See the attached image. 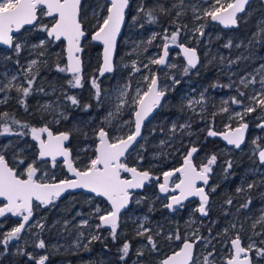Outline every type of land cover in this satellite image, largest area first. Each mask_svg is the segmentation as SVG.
Wrapping results in <instances>:
<instances>
[{
	"label": "flooded vegetation",
	"instance_id": "1",
	"mask_svg": "<svg viewBox=\"0 0 264 264\" xmlns=\"http://www.w3.org/2000/svg\"><path fill=\"white\" fill-rule=\"evenodd\" d=\"M85 1L86 0L81 1V9ZM194 1L198 0H182V2L181 0H174V4L172 5V10L174 11L172 15V23L166 24V9H164L165 15L163 23L156 24L153 22H149L147 11L149 10L150 4L148 5V3H146V0H129V6L125 12L126 20L124 28L117 44V52L114 59V70L116 62L119 59H122V61L129 58L132 59L130 55H126V52L130 47V45H126L125 43V39H128L130 42L140 41L139 44L135 45V52L133 54L136 61L134 63L135 67L139 68V71H135L134 67H122L118 70H113L109 74L101 76L98 73L101 62V46L97 43L92 42L91 40V35L97 30L98 23L94 18L90 19L86 17V21L82 19L83 27L86 31V36L83 38L81 43L83 51L80 56L82 61L83 86L79 88H72L68 83V81L72 79V74L68 72H59L57 70V67H54L51 72L47 74L51 75L55 83V87L52 90L53 93L50 94L47 99L48 101L55 104L56 107L58 103L60 104V106L57 107V109H51L50 118L46 114L47 109L44 110V107H41L43 104V100L45 99L43 98L45 94L41 91L38 92V88L36 87L32 90L35 91V93L31 92V94H29L30 100L28 101L26 98H24L25 104L22 105L24 114L27 112L25 108L31 110L30 105H33L35 106V110L38 112L39 118L41 117V115H45L44 119H41L39 123H28V125H30L31 127L39 128L47 126L54 135L62 132L69 133L70 138L65 142V147L70 148V158L72 159L74 166L77 168H83L80 167L79 164L83 163V161H86V158H76L77 163L74 162L73 158L74 156L80 157L83 154L90 155L95 153V149L98 145V139L95 135L96 130H98L100 127H105V130L109 131V134L111 136L113 128L120 127V125H122L124 121L134 120V107L129 106V104H125L121 111L116 114V117L112 121L111 127H109L105 123V119H103L102 117H105V115L107 114L106 112L110 110L111 103L110 101H108L109 98L107 100V97H105L104 99L101 98V101H103L102 105L97 106V101L94 98L95 89L91 87L89 83H85L86 85H84L85 81L83 73L84 65L87 60L86 51H89L92 54L95 51H98L99 63L97 65V73L101 77H98L99 80H102V83L100 84L101 88H103V90H106L111 84L114 83V81H116V86L119 89H121L124 85H128L129 89H131L130 95L127 96L129 102H131L135 97L137 89H139L141 93H143V91L147 89L148 80H146L145 77H148L150 79L152 74L155 73V75L158 77V87L161 90L166 89V95L162 98L160 106L154 109L151 115L144 121L141 129V136L132 145L125 157L122 158L123 162H126L129 167H137L138 170H149L153 176L159 177V180H153L150 183H146L143 189L133 190V195H144L145 199L143 203L138 204L137 211H149L151 213L154 212L155 216L153 218H161L164 216L166 220H183L192 213L198 219L203 218L202 215L198 211H196L200 204L198 197H190L188 200L184 201V206L182 208L173 211L167 209L164 206L169 201L166 194L161 193L158 187L160 183H163L162 173L172 171L176 168L181 167L184 162V156L191 147H169L168 149H166V158L162 157V159L156 160L148 157L147 159H145V161H143L142 166L140 167L134 163L135 159L132 155L134 153V150L140 147V143H142V139L145 135L148 136V140L151 142V146L149 147V149H147L148 153H154L156 150L161 149L160 145H158V141L161 139L167 138L169 136H173L176 138L178 137V135H180L181 137H186V128L181 129L180 126L182 125L186 117L188 115H191V111L188 110V107L185 105L186 97L184 95L185 92L190 89H193L194 91L187 92H190L191 95H198L199 100L201 99V94H203V96H208L206 98V102L208 104L207 108L205 107V112H203L202 114L193 115L191 125L192 132L191 135H188V137L195 139L191 145L192 147L195 146L199 149L197 153L193 154V163L196 164L197 167H199L202 163H206L207 158L212 154L217 155V162L213 166V172L211 173L209 185L205 187V191L209 193V203L215 201V204L217 205V203H220L225 198L233 199L231 198V196H233L232 194H234L236 186H239V183L241 182L239 179L244 178L243 176H247V178L254 182L253 184H256L258 192H261L262 189H264V164H261L258 160L259 149H257L256 144L250 142L251 139L256 140V138L259 137L260 139L257 141V143L260 145V148H264V129L257 127V124L261 122L256 119V117L260 115L259 109L257 110V112L251 113L250 115L245 117V121L248 123L249 127L246 132L245 142L244 144H242L240 149H236L232 145H227L218 137H209L207 135V131L209 128L219 133L228 131V128H226V125L228 124H231L232 128H235L237 126L238 122L236 121V119L229 120V115L234 112L235 108H238L236 105H233L231 103V98L233 96H237L238 90L245 92V96L247 97L254 94L261 88V85L259 83L261 74H258V71L260 70L261 65H264V33L261 32V29L264 28V4L261 0H250L249 4L245 7V11L237 14V26L222 27L221 23L219 22H210L209 17L200 20L195 19L193 21L191 20V16L189 14H177V7H180L179 5H177L178 2L182 4H191ZM232 1L233 0H231L228 4H230ZM164 2L166 4V0H164ZM105 3L108 9V3L106 1ZM225 7H221L219 9L222 10ZM141 8H143L144 11H141ZM107 9L104 11V17L107 16ZM84 11L86 12V10ZM157 13V11H154L153 15ZM82 16H85V13L83 14V11H81V17ZM49 20V18H44L43 23L46 24L49 22ZM201 24L204 25V36H199L198 34L194 33V29L199 27ZM177 25L187 26L186 28H184V31L179 38V42L185 43L188 47H195L199 56V63L197 64V67L194 69H190L187 75H185L183 72V68L186 66V61L182 56L181 49L174 45L169 47L167 64L160 66L150 63L152 59L158 58L161 55L162 46L164 43H166V41L163 39L165 30H167V33L170 34L175 30ZM187 28L188 30L186 32L185 29ZM151 32L154 33L153 36L155 35V39H153V36L152 39H149V34ZM229 42H231L232 46L226 47ZM51 49L61 50V58L59 61L63 63H59V66L65 67L67 65L64 58L65 42L61 41L55 44H51ZM207 60H209V62H207ZM173 63L175 67H169V65H173ZM145 65H147V67H145ZM148 69L151 75H149ZM253 76L256 78V83H248L247 87H244V85L240 83V80L242 78L251 80ZM173 77H175L176 80H179L180 83L175 84L173 81ZM214 85L217 86L214 87ZM228 85H231V87H228ZM89 89L93 90V98L95 101L94 111L91 114L89 113L88 109L82 111L81 118L78 119L81 120L82 123V128H78L77 130L80 133H74V135H72L67 127L72 126L74 122L73 113L75 111V108L82 106L83 108H85V105H90L88 102V99L90 98ZM36 91L38 92L37 94ZM12 94L7 101L11 100ZM67 96H75L79 101V106L72 105L71 102L66 98ZM83 97L85 99H83ZM7 101L2 103V105H4ZM210 101H212L211 105ZM223 101H228V103L224 104ZM201 104L202 103H200L199 105ZM222 107H228L229 112H221L220 110ZM40 108L41 111H38ZM62 112H65L66 114L62 115ZM214 113L215 116H213ZM86 114L88 115L86 116ZM84 115L87 117L86 121L82 120ZM172 123L176 125L175 132L171 130ZM13 127L14 129H16L15 125ZM130 128H134V124H130ZM126 129L127 127L124 128V132L128 131ZM24 131H27V129H24ZM10 137H12V135L3 136L1 139L6 140ZM14 139L25 140L28 139V137L27 135H25L22 138L18 137ZM29 143L30 147L29 149H26L25 152L32 155H28V159H30L31 157H34L36 159V157L38 156V142L34 140L30 141ZM85 143H93V149L89 150L85 147H82ZM15 146H17V144L9 149L8 153L10 151L13 152L15 150ZM241 152H243V154L246 153L250 155V157L247 156V160L244 159L242 160V163H239L238 161L241 159H239L238 154H241ZM18 154L19 156H21L20 153ZM229 160L232 162V168L225 172V162ZM48 161L50 160L48 159ZM56 162L62 163V160H56ZM155 162H157L158 165L152 167L147 166L151 163L155 164ZM241 164H243V166ZM240 165L242 166V172L237 177L236 186L233 188V190H231L229 188V183L233 179L232 176L234 171L241 168ZM250 167L253 169L258 168L259 171H257L256 169L255 173H252L253 175L248 174L247 171ZM65 175L66 176L63 179L67 178L66 172ZM122 177L130 178L129 173H122ZM178 177L179 173L171 177L169 184L170 188L175 182H178ZM246 182L242 183L241 188L242 186L247 184ZM201 185L202 182L201 184H198V186ZM213 186L216 187V191L209 192V188ZM257 191L256 194L258 193ZM85 194L86 193H82L81 196H85ZM177 194L178 192L169 193L168 195ZM236 195L237 198H234L232 200L233 202L231 205L225 203V210L223 211L224 216L221 215V219L223 223L224 220H227L229 217L233 222H236L237 225H239V223L240 226L243 225V233L239 234L241 237L242 245L246 247L249 243V238L251 237L255 240L257 236L254 235V233H257V226L255 229L252 228L253 222H251L249 214L253 208L258 207L259 203L264 202V198L263 200H258L259 198H257L256 196L255 199L257 200L255 202V205L250 210L249 206L247 208L240 207V205L246 203L249 200L246 199V196H248V188ZM61 197L56 200H60ZM97 198L99 197H94L95 200H98ZM132 198L126 209L120 214V219L122 215L125 216L127 213H129V211L131 212L133 206ZM150 200L152 201L150 202ZM148 201L151 204V210L147 208ZM36 205L38 206L39 204L33 203V209H35V212L37 209L35 208ZM52 205H39L44 207L40 211L43 212V210H48V208ZM82 207L84 208V203H82L80 199V205L78 208L83 209ZM218 210H220L219 207L210 206L208 208L207 217L216 214V211ZM9 215L10 216L6 218L5 216L0 217V222H4L5 229L12 226H17L20 222H22V219L14 218L11 214ZM77 216H79V214L75 216V219L77 218ZM171 224L172 222H170L168 225ZM238 232L239 231L237 229L231 234V237L228 241V247H230L228 252H224L223 249L218 250V247L215 248V264H224L225 261L231 257L232 247L230 245V241L231 239L235 238V235ZM207 233H203V227L201 226V230L194 238L205 237V234ZM261 236H257L256 239H261ZM138 237L139 238L133 239V245H135V243L139 244L141 240L146 238V236L144 238H142V236ZM194 238L185 239L190 240ZM185 239H181L179 241L178 247L166 249V253L163 255H160V250L156 251V256L160 255L157 259H149L150 262L148 259V261L143 260L142 264H160V261L164 257H166L171 252L179 249L181 243ZM202 242L203 240H200L196 245L193 261L195 258L196 249ZM218 246L222 247L220 241ZM46 248L48 249V247ZM20 251H31L33 256L37 258L40 255L46 253V255H48V260L45 262V264H129V262L132 260V255L129 256V259L120 260V253L117 255V257L112 255L113 260H106L105 257L109 253H107L104 249L98 251V256L95 258L92 253L88 251L87 247L78 248L77 251L70 250L64 252L59 250L52 253L46 252L45 249H37L36 247H33L32 249H30L29 247H7L6 251L4 247H0V253L3 252L4 254L0 255V264H35V260H30L27 255H21ZM152 253H154V251ZM251 255L253 258V264H255V253L253 252L251 253ZM260 259L264 261V258Z\"/></svg>",
	"mask_w": 264,
	"mask_h": 264
},
{
	"label": "snow or ice",
	"instance_id": "2",
	"mask_svg": "<svg viewBox=\"0 0 264 264\" xmlns=\"http://www.w3.org/2000/svg\"><path fill=\"white\" fill-rule=\"evenodd\" d=\"M182 2V0H181ZM249 4V0H234L233 3L228 4L226 13H222L221 9L205 10L204 16L209 17L212 21H219L227 26H237V14L245 11L246 5ZM129 6V0H110V7L107 9V16L102 18V21H98L97 30L92 35V39L99 41L103 44V67L100 70V75L103 76L105 72H112L113 66V54L116 46L117 36L120 33L121 26L125 20V10ZM144 11L143 8L140 9ZM155 9H149L147 15L149 22H155L156 17L153 15ZM161 11H164L161 8ZM179 15V13H178ZM44 18H50V24L43 23ZM196 19H203L201 16H197ZM28 26V27H26ZM187 26L177 25L175 30L170 34L165 30L163 39L166 43L162 46V55L158 58L152 59L150 63L157 65H165L168 63L167 58L169 56V47L174 45L180 48L183 52L186 66L183 68L185 75L188 74L190 69L197 67L199 63V56L195 47H188L185 43H180L179 38ZM204 25L194 29V33L199 36H204ZM42 31L46 34L44 39H41L38 44H32L33 49H44L45 45L55 44L57 42L66 41L67 51V65L60 67L57 64V70L59 72H68L72 74V79L68 81L72 88L82 87V61L79 53L83 51L81 47V40L85 36V30L83 27V20L81 17V0H0V44L7 45L19 55L22 49L27 45V42L21 40L19 36L14 34H21V30ZM264 33V28L261 29ZM155 39V35L153 36ZM229 42L226 47H231ZM46 51V50H45ZM45 51H40L38 55L44 56ZM10 59V57H9ZM44 64L47 61L43 62ZM135 71H139V68L133 65ZM147 67V65H145ZM169 67H175V65H169ZM35 69V71H33ZM39 74L38 61L32 60L25 70V78L28 87L23 85L15 86V90L21 94L24 98H27L32 92V86L36 83V76ZM258 74H261L259 81L261 88L254 94L245 96V92L237 91V96L231 98V103L236 105L239 110L229 115V120L236 119L237 126L232 128L231 124L226 125L228 131L218 133L211 128L208 129L207 135L209 137H216L221 135L223 140L228 145L234 146L236 149H240L241 145L245 142L246 131L249 127L245 121V117L251 113L260 110V115L256 117L261 121L257 124V127L264 129V65H261ZM16 77H12L15 80ZM148 80V86L143 93L139 89L136 91V95L131 102L128 101V85H125L123 89L118 90L117 100L119 103L115 106L114 112H109L105 117V123L111 127L112 119L116 117V114L121 111L125 104L134 107L133 115L134 120L124 121L120 127L112 129V135L109 131L105 130V127H100L95 131V135L98 139V145L95 149L94 158H91L83 168H77L74 166L71 157L70 148L65 147V142L69 140V133L62 132L53 134V132L47 127H31L26 123H22L20 120L15 119L14 116H10L9 113H0V136L14 135L17 137H23L25 135H31L32 139L38 142V156L36 159L31 160L25 165L24 158H16V164L10 166L9 161L5 158L0 150V197H3L7 203L0 207V217H4L6 214L18 216L22 218V222L18 226L12 228L7 233L3 234L0 239V244L4 245L5 251L9 242L13 240L21 239V233L30 230L29 226L26 229V225L30 218L33 216V201L39 202V205H52L60 195L68 190L74 189H86L96 196L106 198L110 203V210L106 213H102L99 205L96 206L95 212L100 214L98 219L100 221L95 227L97 230L103 227L110 229V235L113 242L117 240V229L119 226L120 213L129 204L133 190L143 189L146 183H150L153 180H159V177H155L149 170H138L137 167H129L126 162H123L125 155L129 149L136 142L137 138L141 136V129L144 121L151 115V113L160 106L162 98L166 95V89L161 90L158 87V77L153 73L151 78L145 77ZM175 84H179L180 81L173 77ZM240 83L247 87L248 83H256V78L253 76L251 80L242 78ZM91 84L95 89V99L98 106L102 105L101 90L96 79L91 80ZM217 85H214V87ZM12 88L11 81L6 86ZM231 87V85H228ZM4 87H0V91H4ZM38 91H44L43 88ZM203 97V94H201ZM239 97V98H237ZM72 105L79 106V101L75 96L66 97ZM2 102V101H0ZM22 105L25 104V100L19 101ZM202 100L188 102V107H192L193 104H200ZM227 104L228 101H223ZM45 109L50 107L44 106ZM85 110L91 107V105H85ZM25 110H27L25 108ZM203 111V109H201ZM221 112H229L228 107H222ZM215 116V113L213 114ZM66 118V117H64ZM134 124V128H130L127 132H124L125 126ZM16 126L14 129L13 126ZM181 129L190 127V125H181ZM27 129L28 131H24ZM176 131V125L173 124L171 129ZM191 135V133H187ZM260 138L257 137L252 143L256 144L258 151V160L261 164H264V149L260 148L257 141ZM163 143V142H162ZM198 148L191 147L184 156L183 165L172 171L164 172L163 183L158 185L159 191L166 194L168 203L164 206L176 211L184 206V201L190 197H198L200 204L196 209L202 216L208 215L209 193L205 191V187L209 185L211 173L213 172V166L217 162V155L212 154L207 158L206 163L200 164L197 167L193 163V154L198 152ZM23 152V150H21ZM57 157H63L64 162L67 164L68 170L75 177L74 179H64L59 182H45L41 177H46L47 173L42 172L41 168L37 167L40 162H49L47 158H50L51 165L56 166ZM143 157L138 159V163L141 162ZM225 172L232 168V162L226 161ZM19 165H25L22 170L18 172ZM122 173H130V178L122 177ZM179 173L178 182H175L170 188L171 177ZM198 186V184H201ZM254 187L253 184H248L247 188L250 190ZM216 187H210L209 192H215ZM245 191L244 188H237L236 192L241 193ZM178 195H168L169 193H176ZM139 203V200L136 201ZM232 199L226 201L227 204H232ZM251 200L240 205L241 208H247ZM38 205V206H39ZM239 211V209H238ZM147 219V218H145ZM86 225L87 220L83 221ZM258 224H264V216H261L259 220L252 224V228L255 229ZM43 229L42 224L34 225ZM231 228L235 229L236 224H231ZM241 229L243 225L240 226ZM152 230L145 227L143 224L137 231V236H146L147 245L152 250H156V242L153 236L149 233ZM228 228L223 230L224 234H227ZM211 232V229H209ZM83 236V233L80 234ZM159 235V233H157ZM195 235V233H193ZM254 235H264V231L254 233ZM169 236L168 239H172ZM175 239L180 240L179 234L175 235ZM214 239V237H213ZM101 240V236L93 234L89 243ZM200 240H204L205 244H210L211 240L205 237H197L195 241L189 242L187 239L183 241V247L179 252L174 253L172 256L163 260L161 264H190L193 259V249L195 244ZM232 245L231 258L226 261V264H253V258L251 253H255L257 264H259V258H264V247L257 246L256 242L249 238L247 246H242L240 234L237 233L235 238L230 241ZM260 244H264V240L260 241ZM37 249H46L45 240L39 238L37 234V242L35 243ZM87 247V246H86ZM131 249V244L125 241L119 248L121 253L120 260H125L128 257ZM21 255H27L30 260H35V264H45L48 260V255H40L38 258L33 256L32 253L20 251ZM142 251H137V256H142ZM215 249L208 252L204 257V264H215Z\"/></svg>",
	"mask_w": 264,
	"mask_h": 264
},
{
	"label": "rangeland",
	"instance_id": "3",
	"mask_svg": "<svg viewBox=\"0 0 264 264\" xmlns=\"http://www.w3.org/2000/svg\"><path fill=\"white\" fill-rule=\"evenodd\" d=\"M230 1L231 0H198V1H194L191 4L189 3L182 4L178 2L177 5H179L180 7H177L178 9L177 14L178 13L179 15L189 14L191 16V20L193 21L196 19L197 16H201L203 17V19H205L206 18L204 16L205 10L219 9L221 7H225ZM106 9H107V5L105 3V0H86L81 9V11H83V14L85 13V16H82V19L86 21V17L90 19L94 18L96 19L98 23L99 20H102V18H104V11ZM84 10H86V12ZM46 24H50V20ZM187 30L188 28L185 29L186 32ZM153 34H154L153 32L149 34V39L150 38L152 39ZM15 35L19 36L21 40L26 41L28 46L24 47L22 51L19 53V55H17V53L13 50V48L9 50L0 48V87L5 88L4 91H0V101H2L0 102V104L7 101L10 98V95L13 93V91H16L15 86L23 85L24 87H28L26 78H25V70L28 68L30 62L35 59L38 61L39 74L36 76L35 78L36 83L34 84L35 86L33 85L34 87L32 86V88L36 87L38 89L40 88L44 89V91H41V92L44 93L46 96L44 95L43 97L45 99L43 100V104L41 107H44L45 105L50 106L47 108V113H46L50 118L51 109L52 108L57 109V107H59L60 104L58 103L56 107L55 104L48 101L47 99V97L53 93L52 90L55 87L54 79H52L51 75H47L49 73L47 69H50L52 67L56 68L57 64L63 63L59 61L61 58V50L59 49L52 50L51 45H45L44 49H41V48L33 49L31 47L32 44H38L41 39H44L46 37V34L42 31H37V30L24 31L23 30L22 35L21 34H15ZM125 41H126L125 42L126 45H130L129 50L126 52V55L127 56L130 55L132 59L129 58L123 61L122 59H119L116 62L115 70H118L122 67H127V68L133 67L134 63L136 62L133 54L135 52V45L139 44L140 41L130 42L128 39H125ZM40 51H45V55L44 56L38 55ZM209 60H207V62H209ZM44 61H47V63L44 64L43 63ZM33 71H35V69ZM148 72H149V69H148ZM149 75H151L150 72H149ZM14 76L16 77V79L12 80V77ZM92 79H93L92 76H89L87 81L90 80V83H91ZM9 81H11L13 85L12 88L6 87L9 84ZM84 81H86V78L84 79ZM124 86L121 89H123ZM99 87L101 90V98L104 99L105 97H107V100L109 98L108 101H110L111 103L110 110L106 112L107 113L105 115L106 117L110 111L111 112L115 111V106L118 104V100H117L118 90L120 89L117 88L116 81H114V83L111 84L107 88L108 90L106 89L107 92L106 90H103V88H101L100 84H99ZM130 90L131 89L128 88V95H130ZM37 91H36V94L39 92ZM187 91L192 92L194 90L190 89ZM187 91L185 92L184 95L186 97L185 105L188 107V102L190 100L197 101L199 100V97L198 95H191V93ZM32 93H35V91H32ZM207 97L208 96H203V97L200 96L201 98L200 100H202L201 105L193 104L191 108L188 107V110L191 111V115H188L186 119L184 120V122L182 123V125H190V127H185L186 137H181L180 135H178V137L176 138L173 136H169L167 138L161 139L158 141V145H160L161 149L156 150L154 153L152 152L148 153L147 149H149V147L151 146V142L148 140V136L145 135L142 139V143H140V147L134 150V153L132 152L133 153L132 155L135 159L134 163L140 167L142 166L143 161H145V159H147L148 157L156 159V160H160L162 159V157L166 158V149H168L169 147H175V148L176 147L177 148L178 147L179 148L180 147L181 148L192 147L191 144L194 142L195 139L189 138L187 133L192 132L191 125H192L193 115L202 114L203 112H205L204 111L205 107L207 108V104H208L206 102ZM11 98H13V94ZM211 103L212 101H210V105ZM201 109H203V111ZM44 110H46L45 107H44ZM238 110L239 108H235L234 112ZM38 111H41V108ZM65 114H66L65 112H62V115H65ZM105 117L103 116L102 118L105 119ZM125 127H127L126 130H129L130 124ZM171 127H173V123L171 124ZM27 137L28 139L19 140V139H14L18 137L12 135V137L6 140H0V150H2V154L5 155V158L9 161V164H11V166H14L16 164V158L19 155L18 153L21 154L19 158L25 159V165L29 163L31 160L35 159L34 157H31L30 159H28V155H32V154H28L25 152V150L29 149L30 147L29 142L34 141L30 134L27 135ZM252 141L253 139L250 140L251 143ZM16 144L17 146H15V150L13 152L10 151L8 153L9 149H11ZM82 147H85L86 149L91 150L93 149L94 145L93 143H85ZM21 150H23V152H21ZM94 154H90V155L83 154L80 157L74 156L73 160L75 163H77L76 158L77 159L86 158V161H83V163L79 164L80 167H83L85 164L88 163V161L91 158H94ZM247 156L250 157V155L246 153L243 154V152H241V154H238L239 159H241L238 162L242 163L243 162L242 160L244 159L247 160L246 158ZM140 157H143V159L141 162L138 163V159ZM25 165H22V166L19 165L17 169L18 172L22 170ZM155 165H158L157 162H155V164L154 163L148 164L147 166L152 167ZM37 167L41 168L42 172L47 173L46 177H41V179H43L44 181L60 180L66 176L61 162H56L55 167L51 165L50 161L47 163L40 162L37 164ZM256 169L257 171H259L258 168L253 169L250 167L247 172L248 174L253 175L252 173H255ZM243 177L244 178L239 179L241 182L239 183V186H236L234 190V194H232L233 196H231V198L233 199L237 198L236 194L238 193L236 192V189L241 188V185L243 182H246L247 180H249L246 182L247 184L242 186V188L244 189L247 188L248 184L254 183L249 178H247V176H243ZM253 185L254 187L252 188V191L256 192L257 186L256 184H253ZM248 194H249V191H248ZM256 196L257 198H259L258 200H263L264 189H262L261 192L259 191L256 194ZM79 199H81L82 203H84V208H85V210L83 208L84 211L81 208L68 210L67 209L68 203L65 205H61L60 203H54L52 206L48 208V213L49 212L51 213L50 220H47L48 213L46 212V210H43V212L40 211L44 207L36 205L35 206V208H37L36 212H35V209H33V216L30 218L28 225H26V229H28L29 226H32L30 227V230L22 232L21 239L13 240L9 242V245L7 247H29L30 249H32L33 247H35V243L37 242V234H39L40 232L45 233L46 235V238H47L46 247H48V249L46 248L45 251L48 253H52L54 251H59V250L64 251V252H67L70 250L77 251L78 248L86 247V245L88 244L93 234H97V235L102 234L103 237L105 236L110 237L112 240V237L110 235V229L108 227H103V228H100L99 230H97L95 227L97 224L100 223L98 219V216L100 214L95 212L96 206L99 205V207L102 210V213H106L107 211L110 210L109 205L102 198H97L98 200H95L92 195H88V194H85V196H80ZM66 200H69V198H66ZM137 200H139V203L136 202ZM227 200L228 199L225 198L220 203H217V205L215 204V201L210 202L208 204V208L210 206H213V207H219L220 210L216 211L217 213L212 216H209V217L202 216L205 219L203 218L198 219L192 213L183 220H168V219L166 220L164 216L161 218H152L151 212L149 211H144V212L137 211L138 204L143 203L145 199H144V195H140V196L133 195L132 210L131 212L129 211V213H127L125 216L123 215L121 216V219L119 221V226L117 229V240L115 242H113L112 240V242L114 243V246L118 248H120L125 241L130 242L131 249H130L128 257H126L125 259H129V256L132 255V260L129 262V264H142L143 260L148 261L149 259L150 260L157 259L160 255L165 254L166 249L168 248L171 249V248L178 247L179 241L181 239L194 238L198 234V232L201 230V226L203 227L206 221L207 223H209L208 227L213 229L212 232H208L207 234H205V238L210 239L211 243L206 245L205 241L203 240V242L198 245L196 249L195 258L192 263V264H204V257L205 255H207L208 252L213 250V246H214V249L218 247V250L223 249L224 252H228L230 249V247H228L229 246L228 241H229V238L231 237V234L237 229L239 231L238 233H243V229H241L240 223L239 225H237V223L233 222L232 219H230L229 217L227 220H224L223 223L222 222L219 223L216 218L217 215L224 216L223 211L225 210L224 206ZM151 201L152 200H150V202ZM150 202L149 201L147 202V208L149 210L152 209ZM4 205L5 203L0 201V207ZM44 211L47 213V215ZM251 212L249 216L251 218V222L254 223L255 221L259 220L261 216H264V202L259 203L258 207L253 208ZM78 214L79 216H77V218L75 219V216ZM8 216L10 215L6 214L5 218ZM12 217L17 218V219L18 218L22 219L21 217H18V216L12 215ZM45 217L46 219H44ZM85 220L88 221L86 225L83 223V221ZM170 222H172V224L168 225ZM0 223H1L0 224L1 226L0 239H2L3 234L7 233L12 228L16 227V226H12L10 228L5 229L4 222H0ZM37 223L42 224L43 229H41L38 226H34V225H37ZM233 223L237 225L235 229L230 227V225ZM141 224H143L145 227L150 228L152 230L149 234L153 236V239L156 242L157 247L155 251L152 250L150 247L146 246L147 245L146 238L141 240L139 244L135 243V245H133V242L131 241V239L133 240L135 238H139L136 233L138 229L140 228ZM225 228L229 229L227 234L223 233V230ZM261 230L264 231V224L257 225V232H261ZM81 233H83V236L80 235ZM157 233H159V235H157ZM193 233H195V235H193ZM176 234H179V236L181 237L180 240L175 239ZM169 236H172L173 238L168 239ZM144 237L145 236H142V238ZM256 238H255L256 241L252 238L251 239L256 242L257 246L264 247V244H260V241L264 240V235H262L260 237L261 239L259 240ZM119 240H124V241L121 243H118ZM219 241L222 244V247L218 246ZM0 247H4V245L0 244ZM158 250H160L159 251L160 255L156 256L155 252ZM137 251H142L144 254L142 256H137ZM153 251L154 253H152ZM27 252L31 253V251H27ZM0 255H4L3 252H1ZM43 255H46V253H44ZM105 259L113 260V257L109 253L105 257ZM257 259L258 258L255 257V260H254L255 264H257ZM259 264H264V261H262L260 258H259Z\"/></svg>",
	"mask_w": 264,
	"mask_h": 264
},
{
	"label": "trees",
	"instance_id": "4",
	"mask_svg": "<svg viewBox=\"0 0 264 264\" xmlns=\"http://www.w3.org/2000/svg\"><path fill=\"white\" fill-rule=\"evenodd\" d=\"M146 3H148V5L150 4L149 9H155V11L158 12L157 14L154 15L156 17V19H155V22H153V23H156V24L157 23H163L165 11H161V8L166 9V24L172 23V15L174 12L172 10V5L174 4V0H166V4H165L164 0H146ZM86 56H87V60H86L85 65H84V73H83L84 79L86 78L84 85H86L85 83H89L91 85V87H93L92 84L90 83V80L87 81L89 76H92V78H95L98 84L102 83V80L101 79L99 80V78H101V77L97 73V65L99 63V54H98V51H95L93 54L89 51H86ZM53 68L54 67L47 69L48 72H51V70ZM89 97L90 98L88 99V102L91 105V107L87 108V109H88L89 113L91 114L94 111V106H95V101L93 98L94 97L93 96V90L89 89ZM21 99H24V97L21 94H19L18 92L13 91V98H11V100L7 101L4 105L0 104V113L7 112L10 114V116H14L15 119L20 120L22 122H26L27 124L30 122L39 123L41 119H44L45 115H41L40 118L38 117V112L35 110V106H33V105H30L31 110L27 109L26 110L27 112L24 114L23 113L24 110L22 109V104L19 102ZM26 99L29 101L30 97L28 96ZM83 99H85V98L83 97ZM83 110H85V108H83V106L75 108V111L73 113L74 122H73L72 126L67 127V129L70 131V133H72V135H74V133H80L77 130H78V128H82L81 127L82 123H81V120H78V119L81 118V113ZM30 111H32V112H30ZM87 115L88 114H86V116ZM86 116L84 115V117L82 118L83 121H86V118H87ZM2 137L3 136H0V140H2L1 139ZM18 157H20V156L18 155ZM241 165L243 166V164H241ZM242 166H241V168L236 169L233 173V176H232L233 179L229 183V188L231 190H233V188L237 184V182H236L237 177L242 172ZM248 191H249V194H248V196H246V199L251 200V203L249 204V209L251 210L252 207L255 205V202L257 200V199H255L256 192L252 191V189H250V190L248 189ZM81 195H82L81 192H71V193L65 194L64 196H62L60 198V200H56L54 203H60L61 205H65L68 203L67 209L73 210V209H76L79 207V205H80L79 197ZM66 198H69V200H66ZM46 212L48 213V210H46ZM47 213H46V215H47ZM154 216H155V214H154V212H152L151 217L153 218ZM50 217H51V213L49 212L48 216H47V220H50ZM216 217H217L218 222L221 223L222 222L221 216L217 215ZM44 219H46V217ZM209 229H211V232L213 231L212 228L208 227L207 222H205L203 225V233L209 232ZM99 235L101 236V240H97V241H94L92 243L88 242V244L86 245L88 251L91 252L95 258L98 256L97 252L100 251L101 249H104L107 253H110L113 256H117L120 253L119 248L114 246V243L112 242L111 238L106 237V236L103 237L102 234H99ZM39 238L44 239L45 243H46L47 238H46L45 233L40 232ZM123 241L124 240H119L118 243H121ZM131 241L134 244V241L132 239H131Z\"/></svg>",
	"mask_w": 264,
	"mask_h": 264
},
{
	"label": "water",
	"instance_id": "5",
	"mask_svg": "<svg viewBox=\"0 0 264 264\" xmlns=\"http://www.w3.org/2000/svg\"><path fill=\"white\" fill-rule=\"evenodd\" d=\"M82 1V0H81ZM107 3H108V8L110 7V0H105ZM250 1V0H249ZM262 2H263V4H264V0H261ZM234 2V0L231 2V3H233ZM127 10V9H126ZM126 10H125V12H126ZM227 11H229V9H228V5L224 8V9H222V13H226ZM125 20H126V13H125ZM125 20H124V23L122 24V26H121V30H120V33H119V35L117 36V40H116V46H115V50H114V54H113V60H112V62H113V66H114V59H115V56H116V52H117V44H118V40H119V38H120V36H121V34H122V31H123V28H124V24H125ZM210 20V22H219V21H212L211 19H209ZM220 23V22H219ZM221 25H222V27H226L224 24H222L221 23ZM26 27H28V26H26ZM228 27V26H227ZM23 30V29H22ZM21 30V31H22ZM85 33H86V31H85ZM94 33H92V35H93ZM15 35V34H14ZM92 35H91V40H92V42H94V43H97L98 45H100L101 46V49H100V66H99V69H98V73L100 74V70L102 69V67H103V44L101 43V42H99V41H95V40H93L92 39ZM85 36H86V34H85ZM84 36V37H85ZM83 37V38H84ZM83 38H82V40H83ZM82 40H81V43H82ZM65 42V55H64V58H65V60H66V64L68 63V61H67V51H66V41H64ZM172 45H170V47H171ZM0 47H2V48H5V49H10V47L9 46H7V45H3V44H0ZM82 47V46H81ZM83 49V48H82ZM181 53H182V56H183V58H184V55H183V52H182V50H181ZM81 54H82V52L81 53H79L78 55H80L81 56ZM161 55H162V52H161ZM185 59V58H184ZM160 66H162V65H160ZM105 74H109V72H105L104 73V75ZM224 132H226V131H224ZM247 132V131H246ZM219 133H223V132H219ZM216 137H218L219 139H221L224 143H226L227 144V142L226 141H224L223 140V138H222V136L221 135H217ZM139 139V137L137 138V140ZM136 140V141H137ZM228 145V144H227ZM242 146V145H241ZM264 149V148H263ZM47 159H49L50 160V158H47ZM57 160L58 161H61L62 160V165H63V167H64V170H65V172L67 173V178L66 179H74L75 177L72 175V173L68 170V168H67V164L64 162V158L63 157H57ZM131 174L129 173V176H130ZM64 180V179H63ZM59 181H61V180H55V181H45V182H49V183H51V182H59ZM136 190V189H135ZM71 192H82V193H86V194H88V195H92V196H94V197H99V196H96V194H94V193H91V192H89L88 190H86V189H74V190H68V191H66V192H64V193H62L61 195H60V197L61 196H63V195H65V194H67V193H71ZM178 195V194H177ZM99 198H102L108 205H109V207H110V203L106 200V198H103V197H99ZM0 201H2V202H4L5 204L7 203V201L6 200H4V198L3 197H0ZM33 203H38L39 204V202H37V201H33ZM128 206V205H127ZM126 209V208H125ZM125 209H123L122 211H124ZM122 211H121V213H122ZM120 213V214H121ZM197 238V237H196ZM196 238H194V239H187L189 242H193V241H195L196 240ZM199 242H197L196 244H195V247H194V249H193V257H194V253H195V248H196V245L198 244ZM230 245H231V243H230ZM243 246V245H242ZM183 247V242L181 243V245H180V247H179V249H177L176 251H174V252H171L170 254H168L166 257H164L161 261H160V264H161V262L163 261V260H165V259H167L168 257H170V256H172L174 253H176V252H179L180 250H181V248ZM231 247H232V245H231ZM231 258V257H230ZM229 259V258H228ZM227 259V260H228ZM226 260V261H227ZM192 261H193V259H192ZM192 261L190 262V264L192 263ZM226 261H225V263L224 264H226Z\"/></svg>",
	"mask_w": 264,
	"mask_h": 264
}]
</instances>
